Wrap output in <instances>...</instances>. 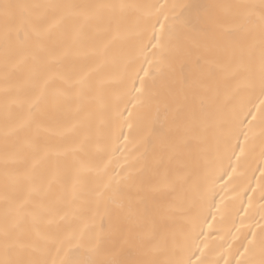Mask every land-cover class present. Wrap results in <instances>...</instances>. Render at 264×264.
Listing matches in <instances>:
<instances>
[{
    "label": "bare ground",
    "instance_id": "6f19581e",
    "mask_svg": "<svg viewBox=\"0 0 264 264\" xmlns=\"http://www.w3.org/2000/svg\"><path fill=\"white\" fill-rule=\"evenodd\" d=\"M3 2L113 7L35 10L45 24L64 16L39 51L34 39L13 40L6 49L0 20V259L6 246L11 258L47 264L181 258L171 244L146 255L141 241L150 230L186 232L194 218L203 249V255L192 256L194 264L197 257L204 264H259L264 119L258 89L241 87L228 104L224 127L236 123L227 134L208 125L186 144L176 109L187 91L183 80H199L189 55L212 60L215 45L236 39L226 35L235 9L201 6L260 0ZM165 15V23L174 24L173 36L163 57L149 67L138 55L139 45ZM184 18L207 31L185 28ZM141 67L149 74L141 102L133 106L129 76L137 71L144 76ZM259 70L257 51L247 71L258 79ZM202 71L220 79L211 63ZM249 108L255 120L245 116ZM115 180L120 189L114 194ZM97 238L99 251L91 243Z\"/></svg>",
    "mask_w": 264,
    "mask_h": 264
},
{
    "label": "snow or ice",
    "instance_id": "6c2138e0",
    "mask_svg": "<svg viewBox=\"0 0 264 264\" xmlns=\"http://www.w3.org/2000/svg\"><path fill=\"white\" fill-rule=\"evenodd\" d=\"M46 8L53 13L63 9H76V8H101L113 7L104 5H37L25 3H0V20L3 24V42L7 49L10 43L15 40L21 44H27L34 39V46L37 51L42 50V43L47 34L64 18L63 13L54 19L51 23L45 24L41 17L36 15L37 9ZM121 8L127 7L124 5ZM202 8H231L235 9L230 17L231 27L227 29L226 35L229 37H236V39L217 44L214 49V59L209 60L207 56L189 55L188 63L194 69L199 71V80H190L185 78L183 84L187 91L179 102V107L176 109V114L183 121V143H188L191 140L199 139L203 129L208 126H214L222 133L227 134L231 130L232 125L236 123L235 119L228 121L229 127L226 129L225 114L228 110V104L236 101L239 96L241 87L251 88L259 91V108L261 118L264 119V0H260L257 4H238V5H205ZM85 18H88V13H81ZM169 17L164 16V21L157 19L159 30L157 31V23L151 25V35H146L145 39L141 41L138 49V55L143 57L144 63L149 67H153L154 59L157 57L162 58L167 51L174 31V24L169 22ZM185 28L206 32L207 29L197 27L191 18H184L182 20ZM78 34V33H77ZM259 52V75L258 79L255 74L248 72L251 63ZM7 56V53H6ZM211 63L214 69L220 74L219 80L212 79V73H205L202 71L203 65ZM144 76H140L139 71L129 76L131 87L128 89V95L131 99L128 101L133 106L141 102L145 90V79L148 76V69L141 67ZM247 72V74H245ZM212 79L211 83H204L205 80ZM242 79V83H233ZM139 80L140 86L136 87V81ZM183 91V90H182ZM134 94V95H133ZM224 97V101L221 100ZM234 112L235 109L233 108ZM169 106H164V117L167 119ZM251 115L252 120L256 119L251 108L247 110L245 116ZM175 119V117H174ZM240 125L243 120L238 121ZM251 124V121H249ZM240 132L247 140V134ZM239 137L237 136V139ZM179 146V145H178ZM243 147H241V154H243ZM235 154V153H233ZM240 157L237 156V161ZM235 170V169H233ZM112 181L105 185V188H110ZM115 187L112 192L118 193L120 189V181H114ZM199 235L196 232V223L193 218L191 221V228L186 232L170 233V234H157L154 230H150L141 241L142 247L145 248L146 255L152 252H159L171 244L174 254H181V258H173L166 261H160L155 258H145L133 262V264H194L192 256L196 255L199 251L203 255V249L200 247L198 240ZM94 250H100L101 241L97 238L91 242ZM251 243V241H249ZM33 251H38V245L33 244L30 246ZM59 250V249H58ZM248 249L245 248V252ZM190 252L187 258H182L183 254ZM11 249L6 246L4 250V258L0 259V264H47L46 261L40 259H33L24 261L22 259L11 258ZM243 255V253L241 254ZM261 259L259 264H264V246L261 248ZM199 264H204L199 260ZM55 264V262H53ZM84 264H122L119 260L107 261H92L87 260ZM239 264V262H238Z\"/></svg>",
    "mask_w": 264,
    "mask_h": 264
}]
</instances>
